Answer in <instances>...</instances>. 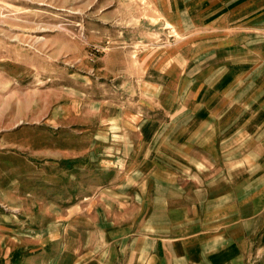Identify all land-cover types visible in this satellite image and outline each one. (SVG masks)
<instances>
[{"label":"crops","instance_id":"0c3cea01","mask_svg":"<svg viewBox=\"0 0 264 264\" xmlns=\"http://www.w3.org/2000/svg\"><path fill=\"white\" fill-rule=\"evenodd\" d=\"M152 1L192 24L171 65L159 44L140 65L137 136L97 172H32L25 199L1 187L2 263L10 240L20 264H264V0Z\"/></svg>","mask_w":264,"mask_h":264},{"label":"rangeland","instance_id":"374dc122","mask_svg":"<svg viewBox=\"0 0 264 264\" xmlns=\"http://www.w3.org/2000/svg\"><path fill=\"white\" fill-rule=\"evenodd\" d=\"M178 23L152 0H0V189L25 199L32 172H97L108 153H124V107L148 103L131 88L141 84L140 65L154 44L161 62H174L192 24L188 16ZM165 84L169 110L174 88ZM3 243L10 260L0 264H20L19 245Z\"/></svg>","mask_w":264,"mask_h":264}]
</instances>
